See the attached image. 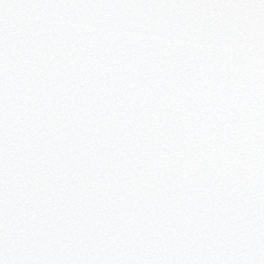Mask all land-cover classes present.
I'll use <instances>...</instances> for the list:
<instances>
[{
    "label": "water",
    "instance_id": "water-1",
    "mask_svg": "<svg viewBox=\"0 0 264 264\" xmlns=\"http://www.w3.org/2000/svg\"><path fill=\"white\" fill-rule=\"evenodd\" d=\"M81 5L83 6V4ZM84 6L87 8V10L84 11L85 17L89 18V33L93 35L89 42L94 44L93 47L98 48L106 46V44L103 45V43H107L110 46L112 45V48L100 50V53L104 57L101 61H98V54H88L86 57L89 59L90 66L93 68H98L100 66L98 63L106 61L108 65L105 67L107 71L113 73V75H109V73L106 72L102 75L92 74L93 76L97 75L99 85L93 87L92 84L94 80H90L92 84L85 88H81L83 89V93L74 86L77 83V81H75L76 77L74 76H77L80 72L70 63H64L63 67L56 73L55 71L49 73V75L52 74L51 78L45 77V79L41 81L39 75H45L44 70H36L33 68V65L27 61H33L42 54L44 58L40 59L43 64L46 62V58L48 57H46L47 47L52 41L53 35V33L49 31L50 29L42 28V32H37V36L31 35L25 30L20 32L17 36H10L7 42H5L6 47H14L13 49L7 48L8 51H6L11 61L16 62V64H20L19 62L22 61L19 70L25 74L19 76L20 79L17 82L13 81V79L18 77V75L11 74L4 76V83L0 84V92L3 91L4 87H7L8 90L16 92L14 94L16 97L15 100L20 102L24 93L31 89V83H28V86L23 85L27 77L26 74L33 76L36 80L32 83L42 82L37 86L38 89L32 92L36 93V98L42 99L43 96L51 98L52 100L54 98L53 101H44L46 105L42 109V115L45 116V118L48 115L49 121L53 123V111L52 109L49 110V108L55 106L54 102H57L59 106L64 109L62 111L64 114L61 116L62 124L60 125L62 129H59L60 131H57L56 135H61L64 128V131H67L65 135L68 136L66 140L69 143L72 141H80V143L87 148L88 152L98 147L102 148L98 149V151H101L100 155H104L106 152H103V150L109 147V154H115L117 161L128 168L125 170L124 176L122 177L126 176L129 178L119 179L121 177V175H119V177L114 180L113 184L99 181L95 185L96 189H98L96 193L102 190L103 187L112 188L111 190L106 189L108 193L106 194V199L120 196L119 200L115 203L111 202L112 205L106 206L107 208L99 206L98 209H94L93 201H100L96 198L91 202L85 197L93 196L94 193L92 194L88 191L90 187L81 189V192H84L83 195H81L79 191H75L72 195H68L66 197L67 203H65L67 205L69 204L68 207H65V204H60L61 209H65L60 219L64 225L70 224L72 230L69 237L67 236L64 238V243L67 244L66 246H62L60 249L54 246H52L51 249L48 248V254L54 256L52 263L78 264L84 261L85 264H152L157 260L155 250L158 246H161V241H169L170 243H175L178 249L184 250L178 254H181L182 257L187 256L186 259H182L178 264H235L233 263L234 259H230L235 256L234 246L237 244V239L254 240L256 238V245L251 250L253 253L239 257L238 261L244 264H264V206H256L243 199L249 195L248 190H239L243 198L234 191L242 201L237 202L231 198L232 196L226 193L222 194L215 192L217 188H220L222 184H224L223 182L230 186L229 183H227V179H216V185L211 184V182L208 186L203 188V190L206 191L209 188L212 189L210 191L212 194L210 196L211 205L209 207H202L201 205L204 204V201L199 200L196 203L200 206L191 205L177 208L173 207L171 202L165 200L181 195L178 191L181 188L183 191L186 190L183 184L187 183L189 181L187 180L188 177L195 173L192 172L191 175L182 174V177L185 179L179 181L183 183L181 184L182 186L173 187L169 186L167 182H160V177H156L160 183L157 182L156 179L151 178L149 172L145 171V169L151 167L150 158L154 155V148L159 150L157 149L159 147L153 144L151 135L149 134L150 123L155 122V124H157V122H162L158 114L160 107L165 108L171 114L173 113L170 112V104L165 100L166 89L161 83L164 74L161 70V66L157 64L155 57L151 54L150 56L146 55L142 49L140 50L141 46H137L138 49H136L129 42H125V49H129V51H118V46L113 45V42L105 41L106 38L102 39V35L107 32L124 33L126 31L134 36L137 41L145 42L149 48L152 44V36L157 39H163L165 37L174 47H176L178 39L181 38V36L161 33L162 35L157 37L150 34V16H147L144 9L139 10L138 16L126 18L128 23L126 25L127 27L124 28V16L113 17L109 19L110 22L107 21L103 23L104 21L101 16L103 19L105 16L111 17L109 14L110 9H104L103 4L95 5V3L92 2L90 7L87 4H84ZM79 16L84 18L83 13ZM68 30L69 29L65 32H68ZM94 38H98L99 42L96 43ZM119 43L120 42H116L115 44ZM107 50H109V52L104 53V51ZM80 52L85 53V50L81 48ZM88 52L89 50L85 55H87ZM48 53L51 58L54 60L57 59V55H54L53 52ZM163 54L164 51L160 52L158 55H162L163 58ZM125 55H130L133 59L124 63L123 56ZM73 57H76L74 51L70 53L68 59H73ZM82 57L85 56L82 55ZM87 62V60L80 59L78 65L84 68ZM135 62L137 64L136 66L134 65ZM109 67H118V70L122 71V73L112 71ZM193 69L195 70L191 69L192 72L189 76L184 75L182 72H177V69H173L174 73H178L174 74V76L178 78V82L185 85L189 84V78L197 80L201 73L199 66L195 63H193ZM64 71H68L65 73L66 80L61 77ZM187 71L188 70H184L183 72ZM217 73L220 75L225 74L222 70H219ZM2 75H5V73ZM113 76L120 81H124V83L130 81L133 86L132 88H123L117 100L108 102V96L107 101L103 98L106 93L103 88L107 85L105 81L111 80ZM82 77H84V81L88 79L84 74H82ZM101 77H105L106 79H100ZM70 79H73L72 82L69 81ZM54 85L59 89L58 91L63 93L62 96H59V93H57L58 97L53 96L51 93V86ZM127 85L129 84H120V87ZM99 87H102V89H98ZM72 88H74L76 92L73 91ZM113 89L115 90V88ZM113 89L109 91H113ZM201 91H204V89ZM116 93L117 92H112V97H114ZM40 94L42 97H39ZM0 96H4L3 92ZM97 98L100 100L98 101ZM190 99L192 100L187 107L188 112L183 110V112L176 113L174 117H176L177 121L179 120L178 123L182 129L184 126H187L188 130H191L182 131L181 134L189 132L199 136L207 130L202 127L201 130L195 132L197 128H201L199 126H204L207 123V118L204 117L201 112L204 102H199L201 104L200 107L198 106L195 108L192 101L198 103L197 98L192 96L189 100ZM177 100L178 103L183 102L182 98ZM19 102L14 105V109L5 120H0V151L9 152L11 162L14 166L28 168V174L32 176V182L42 180L46 177H53L52 179L55 181L61 177L59 180L60 183L54 187V194L51 196L48 195L47 198L43 200L47 205L37 202L35 206L36 211L33 207L29 214L23 219L27 224L31 223L28 232L30 236H35L39 233V230L43 231L41 230L43 226L39 225V222L41 221V223H46L45 225H48L47 219L48 217L50 218L51 215L46 216V214H51L52 212L41 209V206L46 205L53 207L55 205L54 201L56 200V196L60 192H68V188H65V181L68 179L69 174L56 172L50 166L41 173H34L31 169L36 162H40L43 159V155H46V158L49 157L52 152L55 151V148L50 147V153L44 151V145L37 139L35 133L36 124L27 116H22V112L18 107ZM104 105L117 108V110H113L110 114H106L105 108L103 107ZM61 107H59V109ZM30 110L34 112L35 105H32ZM60 112L61 111H59L58 114H60ZM120 113H124L125 115H122L117 121H113V117ZM0 118H2L1 115ZM41 120L42 119L38 121ZM120 121L123 122L118 123ZM116 123H118V125H116ZM209 123L211 124L210 119L208 121V124ZM173 128L177 129L178 126H174ZM240 129L241 127L239 126L233 127L229 135L232 136L234 133H240ZM72 130L73 133H70ZM175 133L174 135L178 137L177 132ZM205 137L207 138L204 141L205 143L214 140L211 139L208 134H205ZM161 143L163 144L166 142L162 140ZM166 144H168L167 147H171L172 144H174L172 138L170 141H167ZM69 145L71 146L72 144ZM103 145H105V148H103ZM214 145L215 148L213 149L218 150V152L222 151V147H220L219 143H211L207 145V147H212ZM195 147L198 148L197 145H195ZM66 151L71 150L69 148ZM93 152L96 153L97 150ZM172 152L174 153L171 149H166L165 156L160 159L157 158L155 161L161 162L166 156H170L169 154ZM229 170L230 169L224 170V173H216L214 169L211 173H216L214 176L215 179L216 176L220 175L225 177ZM107 173L108 172H105L103 175ZM103 175L100 179L103 178ZM191 179L199 180V185H192L190 187L192 190L199 189V186H203L201 181V179H203L202 177H199V179L192 177ZM228 179L233 180L231 181L232 187L236 185L241 186V183L237 182L232 177H228ZM206 181L209 182L208 179ZM234 182L237 184H233ZM231 186L230 188H232ZM261 186L264 204V180L261 181ZM78 188H81V185ZM172 188L175 189L173 193L171 192ZM92 189L95 190V188ZM112 190L113 192L111 193ZM210 192L207 191V193ZM217 194H219V196H216ZM252 196L253 200L256 198L260 199V196L253 195V193ZM84 197L85 199L83 200L82 198ZM106 201L107 200L101 201L103 202V207ZM77 203H83L81 208L75 205ZM88 203L89 205L85 206V204ZM15 204L16 203H13V205ZM124 207L128 208V210H125ZM55 216L59 217L57 214ZM187 216L193 221L192 223L186 219ZM78 221H81V230H77L78 225L75 223ZM148 222H150L149 236L141 237L131 233V231L127 229L128 225L136 227L138 224L147 225ZM199 228L200 232L203 233L200 234L196 231V229ZM18 230L26 229L18 227ZM97 230L100 231V234H96ZM117 238L123 240L118 241ZM242 245L246 246V244L243 243ZM197 246L206 251L210 249L208 252L209 256H202L199 250H196L197 254L194 255L187 249L197 248ZM60 252L64 253L60 255L63 258L60 257L61 259H56ZM141 252L145 253L140 254ZM159 256L162 255L160 254ZM74 257L75 262L72 263L70 259ZM167 259L169 260V257ZM170 261L172 260L170 259ZM171 264L173 263L171 262Z\"/></svg>",
    "mask_w": 264,
    "mask_h": 264
}]
</instances>
